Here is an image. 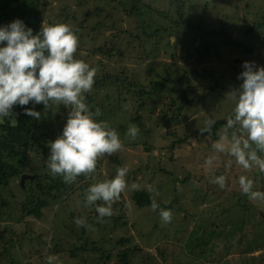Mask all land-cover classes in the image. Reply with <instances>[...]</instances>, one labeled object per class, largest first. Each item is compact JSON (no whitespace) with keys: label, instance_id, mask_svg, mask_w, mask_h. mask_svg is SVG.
<instances>
[{"label":"rangeland","instance_id":"374dc122","mask_svg":"<svg viewBox=\"0 0 264 264\" xmlns=\"http://www.w3.org/2000/svg\"><path fill=\"white\" fill-rule=\"evenodd\" d=\"M177 1L182 19L174 0H0V19L8 23L38 5L34 34L42 22L73 26L76 56L107 81L93 85L87 102L124 145L98 159L95 179L129 167L128 187L100 222L95 208L83 205L95 180L81 175L65 183L46 167L48 142L61 134L68 109L37 104L41 118L31 117L26 132L33 140L20 144L5 129L7 120L0 123V264H46L49 254L63 264H264V200L240 191L236 179L243 170L235 163L225 169L227 156L212 168L204 165L231 114L225 96L242 83L243 62L264 66V0ZM165 78L157 93L141 94ZM208 117L216 123L201 133ZM133 124L135 138L126 135ZM25 174L34 177L23 185ZM220 174L228 177L226 189L211 182ZM247 175L254 190L264 191V173ZM54 183L52 193L42 195L50 203L42 217L29 214L27 203ZM143 189L160 208L172 210L171 222H162L151 205L136 204L134 193ZM80 216L92 227L77 226Z\"/></svg>","mask_w":264,"mask_h":264},{"label":"clouds","instance_id":"9594fccd","mask_svg":"<svg viewBox=\"0 0 264 264\" xmlns=\"http://www.w3.org/2000/svg\"><path fill=\"white\" fill-rule=\"evenodd\" d=\"M78 46L79 37L68 23L42 22L35 34L20 18L0 25V123L7 120L9 126H16L15 105L31 102L33 107L23 111L37 120L41 112L35 109L36 104L42 103L44 109L52 105L68 109L61 134L48 142L46 167L53 178L60 177L65 183H72L81 175L91 176L95 182L85 190L83 205L94 207L97 220L102 222L113 214L112 204L128 187L129 167H118L112 178L95 179L98 159L112 156L124 145L110 122L97 119L101 110L97 107L93 111L87 102L86 94L93 89L97 69L76 56ZM242 67L237 77L242 83L225 96L233 103L231 114L213 141L204 165L212 168L227 156L225 169L235 163L243 170L236 179L240 191L251 200H264V191L254 190L255 180L247 175L253 169L264 173V66L244 61ZM215 123V119L208 117L199 131L206 133ZM138 132L133 124L128 126L126 135L135 138ZM211 182L220 189L229 187L225 174L213 175ZM151 207L159 211L162 222H171V209L160 208L155 200ZM74 222L77 226L92 227L84 216L74 218ZM46 264L63 261L57 254H49Z\"/></svg>","mask_w":264,"mask_h":264},{"label":"trees","instance_id":"16d2710c","mask_svg":"<svg viewBox=\"0 0 264 264\" xmlns=\"http://www.w3.org/2000/svg\"><path fill=\"white\" fill-rule=\"evenodd\" d=\"M174 2L177 3L178 12L181 15V19H182V17H183L184 14L183 13H180L182 11L181 10V7L178 5V1L177 0H174ZM38 8H39L38 5H34L33 4V8L32 9H27V10L23 11L22 17L20 18V19H22L25 22V24L27 26L31 27L32 29H34V27H36V23L39 22V20H37L38 19V15H39ZM5 24H8V22H5L4 19H0V25H5ZM156 32H158V31H155L154 33H152L150 35V37L151 36H154L156 34ZM203 50L206 51V55L204 56L206 58L207 57V53H210L209 52L210 50L208 49V47L207 48H204ZM118 52H120V51L115 50L114 51V54L117 55ZM167 81H168V79H166V78L165 79H162V81H155L153 83V88H154L153 92H147L144 89V90L141 91L142 92L141 94L142 95L143 94L144 95H149V94L157 93V90L160 88V86H164ZM106 82L107 81H106V78L105 77L104 78H101V79L100 78L99 79H96V77H95V83H94V85L97 86L98 88H100L101 86L102 87H105L106 86ZM36 105H34V107ZM26 107H33V105L30 102L29 105L19 106V109H18V112L19 113H18V118H17V122L18 123L16 124V126H14V127L9 126V124H8L7 121L4 124L5 129L7 130L8 134L10 135V137L12 138V140L14 141V143H16V144H20V143H23V142H28L29 140H33V137L32 136H30L29 134H26V132L29 131L30 128L32 127V125H33L32 118L30 116H27L24 113V111H23V108H26ZM133 121H137V119H133ZM171 123H172V120L169 119L166 124L168 126H170ZM223 124H224V121L223 120L217 122V125H223ZM14 148H17V153H21V150L18 147L15 146ZM28 179H33V178H28ZM57 185H58L57 183H54L50 187H48L47 189H43L42 194L41 195H38V199L39 200L37 202L32 203L31 200H30L27 203V205H26L25 208H27L28 210L31 211V213H29V214H33L36 217H42V215H43L42 208L50 204L49 203V200L46 199L45 196H42V195L51 194L52 191H53V189ZM29 195L30 194H28V196ZM133 198H134L136 204L139 207L150 206L152 204V201H153V198L151 197L150 192L148 190H145V189H143V190H137L134 193Z\"/></svg>","mask_w":264,"mask_h":264},{"label":"water","instance_id":"95a60500","mask_svg":"<svg viewBox=\"0 0 264 264\" xmlns=\"http://www.w3.org/2000/svg\"><path fill=\"white\" fill-rule=\"evenodd\" d=\"M34 176H30V175H23V177H22V184L24 185V182H25V180L27 179V178H33Z\"/></svg>","mask_w":264,"mask_h":264}]
</instances>
